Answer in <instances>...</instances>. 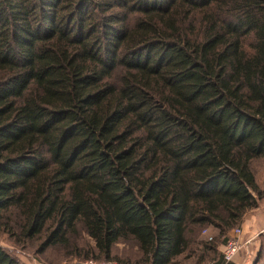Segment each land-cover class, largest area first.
<instances>
[{
    "label": "trees",
    "instance_id": "obj_1",
    "mask_svg": "<svg viewBox=\"0 0 264 264\" xmlns=\"http://www.w3.org/2000/svg\"><path fill=\"white\" fill-rule=\"evenodd\" d=\"M258 160L264 0H0V229L22 246L234 264Z\"/></svg>",
    "mask_w": 264,
    "mask_h": 264
},
{
    "label": "rangeland",
    "instance_id": "obj_2",
    "mask_svg": "<svg viewBox=\"0 0 264 264\" xmlns=\"http://www.w3.org/2000/svg\"><path fill=\"white\" fill-rule=\"evenodd\" d=\"M262 162L264 161L263 160L256 161L255 168L257 169ZM202 234L205 235L203 231ZM208 234L210 235L212 234L211 229H208ZM0 245L6 248L8 251L14 253L26 264H62L64 262H76V261L78 262L84 260L81 257L66 254L62 246H50L44 252L39 253L37 246L38 241L33 240L29 242L28 245L22 246V243L19 244L18 242H16L15 238L9 236L1 229H0ZM133 246L134 245L130 247ZM260 247L257 250V252H255V257L258 255V252L260 251ZM125 249H126V253H129L130 248L128 246H125V242H120L115 246L114 253L115 255H117L118 259H113V260L116 261L118 264H125Z\"/></svg>",
    "mask_w": 264,
    "mask_h": 264
},
{
    "label": "built area",
    "instance_id": "obj_3",
    "mask_svg": "<svg viewBox=\"0 0 264 264\" xmlns=\"http://www.w3.org/2000/svg\"><path fill=\"white\" fill-rule=\"evenodd\" d=\"M203 233L208 236L209 240L213 239V236L208 234V229H203ZM244 234V230L242 226L234 227L229 234L228 241L223 245L222 253L223 259L225 263L233 262L235 257L247 247L245 255L244 264H253V257L255 253L249 248V245L253 242L254 237H250L246 240L242 238ZM254 243V242H253ZM62 264H118L116 261H108V260H98L94 258H88L81 261L76 262H64ZM206 264H216L215 261L208 262Z\"/></svg>",
    "mask_w": 264,
    "mask_h": 264
},
{
    "label": "crops",
    "instance_id": "obj_4",
    "mask_svg": "<svg viewBox=\"0 0 264 264\" xmlns=\"http://www.w3.org/2000/svg\"><path fill=\"white\" fill-rule=\"evenodd\" d=\"M244 234L242 238L244 240L254 237L256 234H258L251 245H249V248L255 253L259 249L261 243H262V237L264 236V204L260 205L256 209L250 211L245 216L244 223L242 224ZM246 249H243L234 259V264H244L245 261V255ZM255 257V255H254ZM253 257V259H254Z\"/></svg>",
    "mask_w": 264,
    "mask_h": 264
}]
</instances>
